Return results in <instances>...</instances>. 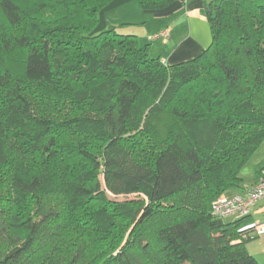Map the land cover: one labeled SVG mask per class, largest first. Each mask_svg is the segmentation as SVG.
Returning <instances> with one entry per match:
<instances>
[{
  "label": "trees",
  "instance_id": "obj_1",
  "mask_svg": "<svg viewBox=\"0 0 264 264\" xmlns=\"http://www.w3.org/2000/svg\"><path fill=\"white\" fill-rule=\"evenodd\" d=\"M112 1L0 0V264H259L211 205L264 140V4L209 1L166 65L96 31Z\"/></svg>",
  "mask_w": 264,
  "mask_h": 264
},
{
  "label": "crops",
  "instance_id": "obj_2",
  "mask_svg": "<svg viewBox=\"0 0 264 264\" xmlns=\"http://www.w3.org/2000/svg\"><path fill=\"white\" fill-rule=\"evenodd\" d=\"M254 2L264 4V0H254ZM207 3L208 0H178L164 9L144 12L137 9L133 0H113L100 11L96 30H106L108 14H113L115 11L127 6L132 8L136 15L146 17L144 18V23H146L147 27L149 25L152 26L145 31V41L142 42L146 43L148 41L147 37L156 32L167 33L168 36L165 40L152 42L155 43V48L150 45V51H153L155 57H160L161 61L166 65L180 63L198 56L210 44V28L204 14ZM122 18L124 23L129 24L128 21L130 20L126 18V15ZM259 166L254 171L249 186L244 187L242 192L234 191L229 193V195L243 194L249 189L255 182L257 173L264 167L263 165ZM252 214L258 216L264 214V199L258 201L250 213L253 222H256ZM261 236L264 241V234H261ZM246 248L248 250L247 244ZM248 252L252 255L250 250Z\"/></svg>",
  "mask_w": 264,
  "mask_h": 264
},
{
  "label": "rangeland",
  "instance_id": "obj_3",
  "mask_svg": "<svg viewBox=\"0 0 264 264\" xmlns=\"http://www.w3.org/2000/svg\"><path fill=\"white\" fill-rule=\"evenodd\" d=\"M210 1L218 3L220 0H210ZM123 14L126 15V18L130 20L128 21L129 25H122L124 23V20L122 18L124 16ZM144 18L146 17L145 16L140 17V15H136L133 12L132 8L125 6L122 9L115 11L113 14H108V18H107L108 21L106 23L107 28L105 29L116 28L119 34L124 33V34L137 35L139 44L144 45V42L142 41H145V37H146L145 31L148 28L152 27L151 25H149L148 27L146 26V23H144ZM124 24H127V23H124ZM151 46L152 47L154 46L155 48V43H151ZM150 56L155 57V54H153V51H150ZM259 165L264 166V140L259 144L256 151L251 155V157L248 159V161L246 162V164L243 166V168L240 171V177L243 180L242 181L243 187L249 186L253 178L254 171L257 169ZM232 192L234 191L232 190L229 193H232ZM225 194H228V193H225ZM252 215L254 216V219H256L257 223L264 222V214H261L259 216L255 214H252ZM223 220L224 222H230L233 219L224 218ZM247 235L248 236L250 235L252 237L251 240L247 243L248 250H250V252L256 258L259 264H264V241L262 240V236L256 235L254 232H250L246 234L245 238L248 237Z\"/></svg>",
  "mask_w": 264,
  "mask_h": 264
},
{
  "label": "built area",
  "instance_id": "obj_4",
  "mask_svg": "<svg viewBox=\"0 0 264 264\" xmlns=\"http://www.w3.org/2000/svg\"><path fill=\"white\" fill-rule=\"evenodd\" d=\"M166 32H160L152 37L156 40L167 38ZM264 199V167L260 170L253 185L243 194H222L212 202L211 215L218 219L232 218L238 220L250 215L252 208L260 200ZM251 230L256 235L264 234V223L252 222L241 231Z\"/></svg>",
  "mask_w": 264,
  "mask_h": 264
}]
</instances>
